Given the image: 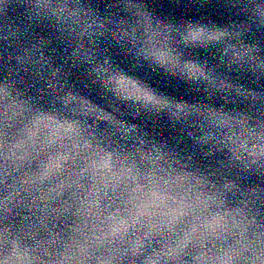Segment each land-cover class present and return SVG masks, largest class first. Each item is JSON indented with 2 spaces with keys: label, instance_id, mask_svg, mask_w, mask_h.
I'll use <instances>...</instances> for the list:
<instances>
[{
  "label": "clouds",
  "instance_id": "1",
  "mask_svg": "<svg viewBox=\"0 0 264 264\" xmlns=\"http://www.w3.org/2000/svg\"><path fill=\"white\" fill-rule=\"evenodd\" d=\"M216 2L0 0V264H264V0Z\"/></svg>",
  "mask_w": 264,
  "mask_h": 264
},
{
  "label": "water",
  "instance_id": "2",
  "mask_svg": "<svg viewBox=\"0 0 264 264\" xmlns=\"http://www.w3.org/2000/svg\"><path fill=\"white\" fill-rule=\"evenodd\" d=\"M103 3L104 0H101V10ZM145 3L149 10L161 18L179 20L181 18L197 19L203 17L220 24H226L229 19H234L218 6L216 0H209L202 9L193 8L188 0H145Z\"/></svg>",
  "mask_w": 264,
  "mask_h": 264
}]
</instances>
